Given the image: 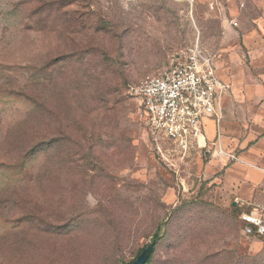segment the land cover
<instances>
[{
  "label": "rangeland",
  "instance_id": "rangeland-1",
  "mask_svg": "<svg viewBox=\"0 0 264 264\" xmlns=\"http://www.w3.org/2000/svg\"><path fill=\"white\" fill-rule=\"evenodd\" d=\"M196 41L231 87L233 164L214 121L171 164L134 121L135 89ZM263 50L264 0H0V264H132L153 242L148 264H264L238 219L264 207Z\"/></svg>",
  "mask_w": 264,
  "mask_h": 264
},
{
  "label": "built area",
  "instance_id": "built-area-1",
  "mask_svg": "<svg viewBox=\"0 0 264 264\" xmlns=\"http://www.w3.org/2000/svg\"><path fill=\"white\" fill-rule=\"evenodd\" d=\"M226 88L215 74L211 57L197 41L172 54L162 72L140 83L134 91V121L147 135L159 161L171 164L192 150L206 147L205 123L211 120L219 124ZM212 156L226 164L239 160L220 146ZM243 205H239L238 215L241 233L264 238V207Z\"/></svg>",
  "mask_w": 264,
  "mask_h": 264
},
{
  "label": "crops",
  "instance_id": "crops-1",
  "mask_svg": "<svg viewBox=\"0 0 264 264\" xmlns=\"http://www.w3.org/2000/svg\"><path fill=\"white\" fill-rule=\"evenodd\" d=\"M250 34H248V35H246L245 37H248ZM250 52H252V50H250ZM262 52V51H261ZM263 52H264V50H263ZM223 82V81H222ZM225 85H226V91H225V93H224V95L226 94L227 95V93L229 94L230 93V91H231V87L228 85V84H226L225 82H223ZM224 95H223V97H224ZM222 97V101H221V105H222V113H223V110H224V108L227 106V104L229 103V102H231V99L229 98V95H227V99L225 98H223ZM263 95L261 96V97H259L260 99H259V102H261V100H263ZM235 98H237V101L242 105V106H240L241 108H242V111H244V109L245 110H250L251 112H254V104L252 105L251 104V99H249V97L248 96H238V97H235ZM226 108H228V106L226 107ZM244 112H246V111H244ZM257 112H258V117L257 118H261V119H263L264 118V110L262 109V107H260V108H257ZM221 120H222V118H221ZM221 120H220V122H219V124L221 123ZM218 124V125H219ZM216 125L217 126V128L219 127V129L216 131V136H218V138H217V142L216 143H214L215 145L217 144V145H220V147H221V139H223V141H225L226 142V140L228 139V138H225V137H222L223 135H222V133L221 132H223V130H225V128L223 127H221V125ZM263 125V124H262ZM262 128H264V125H263V127ZM260 130H261V132H263V130L264 129H261L260 128ZM205 141H206V143H207V141L209 140V136H208V138L207 137H205ZM225 139V140H224ZM200 140H202L203 141V143L202 144H204V140L203 139H200ZM234 140H236L235 138H233V141ZM262 140H264V139H262ZM260 142H262V141H260ZM258 147V146H257ZM257 147H255V148H257ZM222 148V147H221ZM230 152H232V151H230ZM232 153H234V152H232ZM248 157H250L251 158V160H247L246 161V164L247 165H253V166H256L257 167V172L258 173H255L254 171V174H262V173H264V162L263 163H261V159H260V157H259V155H256V157H251V155H248ZM254 161H256V162H254ZM260 165V166H259ZM262 176H264V175H262ZM248 204V203H247ZM232 205H233V203H232ZM235 205H236V203H235Z\"/></svg>",
  "mask_w": 264,
  "mask_h": 264
},
{
  "label": "water",
  "instance_id": "water-1",
  "mask_svg": "<svg viewBox=\"0 0 264 264\" xmlns=\"http://www.w3.org/2000/svg\"><path fill=\"white\" fill-rule=\"evenodd\" d=\"M233 206H235V203H233ZM153 244H149L146 249H144L140 255L137 257V259L132 264H144L146 262L148 253L151 251Z\"/></svg>",
  "mask_w": 264,
  "mask_h": 264
},
{
  "label": "trees",
  "instance_id": "trees-1",
  "mask_svg": "<svg viewBox=\"0 0 264 264\" xmlns=\"http://www.w3.org/2000/svg\"><path fill=\"white\" fill-rule=\"evenodd\" d=\"M235 206H236V205H235ZM235 206H234V207H235ZM240 211H241V210H240ZM159 236H160V229H158L157 232L154 234V241L158 240ZM152 244H153L152 249H151V251L148 253V256H147L146 262H145L144 264H148V262H149V257L151 256V254H152V252H153L155 242H153ZM147 247H148V245H147L144 249H146ZM144 249H142L141 252H142ZM139 255H140V253H139ZM139 255H138V256H139ZM138 256H137V257H138Z\"/></svg>",
  "mask_w": 264,
  "mask_h": 264
}]
</instances>
